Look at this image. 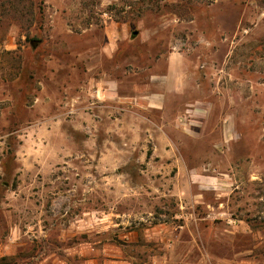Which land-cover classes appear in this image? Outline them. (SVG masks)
Returning <instances> with one entry per match:
<instances>
[{
	"label": "rangeland",
	"instance_id": "rangeland-1",
	"mask_svg": "<svg viewBox=\"0 0 264 264\" xmlns=\"http://www.w3.org/2000/svg\"><path fill=\"white\" fill-rule=\"evenodd\" d=\"M13 1L0 264H264V0Z\"/></svg>",
	"mask_w": 264,
	"mask_h": 264
},
{
	"label": "trees",
	"instance_id": "trees-1",
	"mask_svg": "<svg viewBox=\"0 0 264 264\" xmlns=\"http://www.w3.org/2000/svg\"><path fill=\"white\" fill-rule=\"evenodd\" d=\"M16 1L20 2L22 0H16ZM9 2H10L9 4L14 5V1L13 0H9ZM30 18H31L30 24H31V26H33L38 20V14L32 12ZM26 36H27V39H28L32 49H38L40 47L41 38L38 37V35H35V36L31 37L30 31L28 30ZM6 155L7 156L5 157L6 159L3 161V164L9 165V164L12 163V161L14 159L13 158V156H14L13 149L12 148L8 149V151L6 152Z\"/></svg>",
	"mask_w": 264,
	"mask_h": 264
}]
</instances>
